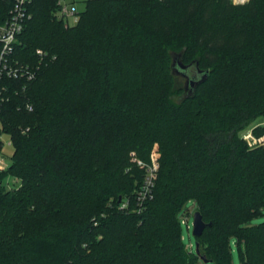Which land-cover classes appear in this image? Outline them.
Here are the masks:
<instances>
[{
	"label": "trees",
	"instance_id": "obj_1",
	"mask_svg": "<svg viewBox=\"0 0 264 264\" xmlns=\"http://www.w3.org/2000/svg\"><path fill=\"white\" fill-rule=\"evenodd\" d=\"M12 4L0 0V24ZM57 10L30 0L13 58L50 60L31 82H0L14 148L0 264H233V247L241 264H264V223L248 225L264 213V146L239 136L264 117V0H87L70 27ZM172 54L208 72L179 102ZM154 148L153 198L137 214L133 158L149 164ZM188 201L210 224L198 254L182 241Z\"/></svg>",
	"mask_w": 264,
	"mask_h": 264
},
{
	"label": "built area",
	"instance_id": "obj_2",
	"mask_svg": "<svg viewBox=\"0 0 264 264\" xmlns=\"http://www.w3.org/2000/svg\"><path fill=\"white\" fill-rule=\"evenodd\" d=\"M229 1H231V3L235 6H243L249 3L250 0ZM29 2L30 0H13L8 19L3 24H0V82L4 79L12 81L22 80L24 82H31L37 78L42 65L47 64V62L50 60L47 53L42 50H37L35 52V55L39 61L37 65L21 64L15 61L13 58L15 43L18 36L23 31L24 22L28 17L27 7ZM78 13L79 12L76 11L75 7L72 4H63L58 2V10L55 16L57 19H60L64 22L65 27H70L73 24H70L69 20L73 18L77 19ZM5 90L6 87L0 84V103L5 100L3 97V93L5 92ZM27 108L31 110L30 106H27ZM258 128H264V117L258 118L257 120L252 122L239 134L241 141H243L249 149L264 146V136L258 137L254 133V131ZM1 133L3 132H1L0 130V134ZM8 144L12 146L10 140ZM1 148L2 141L0 139V150ZM133 162H135L138 167L144 170L143 180L134 197L135 208L133 212L140 214L144 211L145 204L153 198V190L159 171V162L157 157L153 153L150 155L149 164H145L135 158H133ZM9 166L10 165L8 164L4 156L0 153V174L6 172ZM12 180L13 182L11 185L7 183V186H5L8 190L20 186V181L18 179L12 178ZM119 210L125 212L129 211V200H124L119 205ZM180 222L182 226H186L188 229L187 214L181 217Z\"/></svg>",
	"mask_w": 264,
	"mask_h": 264
},
{
	"label": "rangeland",
	"instance_id": "obj_3",
	"mask_svg": "<svg viewBox=\"0 0 264 264\" xmlns=\"http://www.w3.org/2000/svg\"><path fill=\"white\" fill-rule=\"evenodd\" d=\"M58 2L63 3V4H72L75 7L77 12H83L86 8L87 0H58ZM229 2L231 3V1H229ZM75 22H76V19H74V18L69 20L70 24H74ZM171 58H172V65H171L172 71H171V73H172L173 78L175 79L176 87L181 90V91H179V93H180V94H178L179 96L177 95V97H175L174 100L179 102L183 98L190 96L193 92V89H192V85H190L188 83L187 78L183 74L179 73L176 69V65L180 64V56L176 55V54H172ZM0 139L2 141V148L0 150V153L4 156V158L6 159L8 164L10 165L11 160H12L13 150H14V148L8 144L10 137L8 134L1 133ZM155 150H156V148L152 149V151H151L152 153H154V155H155ZM12 182H13L12 178L8 177V178H5L3 180V185L7 186V183H9L11 185ZM194 209L195 208H194L193 201L186 202L184 207H183L182 215L187 214L188 229L186 226H182V241H183V244L186 246V249L188 251L195 253L196 240L192 235L193 214L195 212ZM262 223H264V213H262L261 216L250 220L248 222V225L249 226H258ZM190 245H191V247H190ZM233 250H234L233 264H240L237 252L234 249V247H233ZM195 264H205V263H203L202 261H199V262H196Z\"/></svg>",
	"mask_w": 264,
	"mask_h": 264
},
{
	"label": "water",
	"instance_id": "obj_4",
	"mask_svg": "<svg viewBox=\"0 0 264 264\" xmlns=\"http://www.w3.org/2000/svg\"><path fill=\"white\" fill-rule=\"evenodd\" d=\"M176 69L179 73L183 74L187 78L188 83L190 85H192V87H194L196 84L203 82V80L208 75L207 71L202 72V71L198 70L197 65L185 66V65H182L180 63V64L176 65ZM207 226H210V224L207 225L203 221L201 214L198 211L194 212L193 222H192V235H193V237L199 238ZM195 252H196V254H198V244H195ZM200 260L203 263L207 264V261L205 260L204 257H201Z\"/></svg>",
	"mask_w": 264,
	"mask_h": 264
},
{
	"label": "crops",
	"instance_id": "obj_5",
	"mask_svg": "<svg viewBox=\"0 0 264 264\" xmlns=\"http://www.w3.org/2000/svg\"><path fill=\"white\" fill-rule=\"evenodd\" d=\"M232 253H234V250L232 251ZM232 262H233V258H232ZM239 263H240V261H239ZM241 264V263H240Z\"/></svg>",
	"mask_w": 264,
	"mask_h": 264
}]
</instances>
